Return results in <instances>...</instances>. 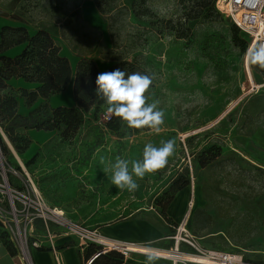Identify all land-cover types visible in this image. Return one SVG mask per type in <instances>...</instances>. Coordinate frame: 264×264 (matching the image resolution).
I'll use <instances>...</instances> for the list:
<instances>
[{"label":"rangeland","instance_id":"374dc122","mask_svg":"<svg viewBox=\"0 0 264 264\" xmlns=\"http://www.w3.org/2000/svg\"><path fill=\"white\" fill-rule=\"evenodd\" d=\"M83 1L12 0L10 10L30 33L46 32L73 71L82 60L96 67L134 60L154 76L149 102L159 101L165 124L159 134L148 129L120 137L106 128L110 115L104 105L85 114L67 138L53 131L50 139L36 143L35 130L24 132L35 146L30 159L17 154L0 129L10 153L4 157L0 144V184L6 181L32 200L38 195L43 206L92 232L147 212L159 214L188 181L184 191L192 194L193 207L186 229L200 249L264 264V69L245 61L246 35L214 7L201 8L200 0H92L101 28L82 16ZM235 37L247 43L245 51ZM4 93L19 96L15 89ZM61 94L70 105L61 107L75 106L70 90ZM167 139H175L176 151L165 168L138 180L134 193L112 185L110 173L103 171L108 161L140 159L146 143L159 146ZM1 196L9 210L8 196ZM46 222L45 236L70 234L54 220ZM0 234L11 242L3 227ZM131 244L135 248L128 257L146 258L145 248L157 255L170 247ZM158 257L157 264H171Z\"/></svg>","mask_w":264,"mask_h":264},{"label":"trees","instance_id":"16d2710c","mask_svg":"<svg viewBox=\"0 0 264 264\" xmlns=\"http://www.w3.org/2000/svg\"><path fill=\"white\" fill-rule=\"evenodd\" d=\"M200 6L207 12H210L212 7L215 9L214 0H200ZM195 18L191 17L188 20ZM234 42L242 51L247 49V43L244 40L235 37ZM21 44H26V47L17 57L9 58L2 55L4 51ZM117 68L128 73L139 71L147 74L134 60L113 63L107 72ZM98 74L96 65L90 60H82L73 71L68 60L59 54V49L44 31L30 36L24 28L3 29L0 35V129L17 154H24L31 145V141L23 135L24 132L32 130L37 132L58 131L62 138H67L83 124L85 114L92 110L97 111L104 106L102 101L96 100L95 95V80ZM13 79H21L25 83L36 84L37 87L32 91H17L19 96L4 93L11 90L7 83ZM71 82L74 107L49 109L45 105H39L25 116L18 114L17 98H22L26 108L30 109L39 99L46 100L64 92ZM106 128L110 132L117 133L120 137L148 130L147 128L127 129L116 117L109 118ZM0 144L3 156H9L10 153L1 137ZM17 171L20 172L19 169ZM188 185V181H183L180 187L175 190L167 203L161 207L159 213L161 217L165 216V211L174 196ZM4 237V234H0L1 242L11 255H15L12 243L6 241ZM101 251L102 248H96L94 255L86 261L92 260L91 264H122L124 261V257L116 251L110 250L105 253H101Z\"/></svg>","mask_w":264,"mask_h":264},{"label":"crops","instance_id":"0c3cea01","mask_svg":"<svg viewBox=\"0 0 264 264\" xmlns=\"http://www.w3.org/2000/svg\"><path fill=\"white\" fill-rule=\"evenodd\" d=\"M11 3L12 0H0V35L1 31L5 28H24L28 31L26 26H23L13 17V13H11L10 10ZM80 11L82 16L87 19L91 26L100 28L102 27L98 20L96 4L92 0L83 1ZM36 33L37 32L30 33L28 31L30 36ZM25 47L26 44L14 46L4 51L2 55L9 58L17 57L21 54ZM62 57H65V55ZM110 66L111 64H103L101 67H97L98 73L107 72ZM7 85L16 91H32L37 87L36 84L25 83L21 79L10 80ZM68 90L72 92V82L69 83L65 91ZM62 98V94L60 93L51 96L46 100L39 99L30 109L26 108L25 102L22 98H17V112L20 115H25L30 110L36 108L38 104L40 105L42 102H47L52 108L70 106L69 104L63 103ZM51 136L52 132L43 131H34L33 135H31L36 143L45 142L50 139ZM34 148V144L30 146V148L24 153V157L30 159L32 153L34 152ZM189 199V193L185 192L183 189L178 192L169 203L164 217H161L155 212H147L143 218L125 219L111 224H103L94 230H96L99 235H103L106 239L125 243L127 245H133L131 243H134L139 245H152L155 248H162L168 244L171 245L170 241L166 239L172 235H170L168 231L169 225H175L182 221ZM45 229L48 231L47 222H44L40 219L32 222L28 240L30 250L28 252L29 256L27 255L26 262L18 257L12 242L11 243L13 245L15 255H11L6 246L0 240V264H84L87 259L94 255L96 248H101V246L96 244L94 241V243H88L86 246L81 248L75 242H73L71 237H68V233L47 237L44 235ZM74 240L78 242L77 239ZM34 241L42 242V247L40 249H33L30 244ZM49 242H52L55 254L49 249ZM55 256H58V262L55 260ZM145 259L146 258H144L142 255H131L130 257L124 258L122 264H145Z\"/></svg>","mask_w":264,"mask_h":264},{"label":"clouds","instance_id":"9594fccd","mask_svg":"<svg viewBox=\"0 0 264 264\" xmlns=\"http://www.w3.org/2000/svg\"><path fill=\"white\" fill-rule=\"evenodd\" d=\"M244 58L249 65L264 69V43L250 46ZM153 80V75L139 71L128 73L117 68L101 72L95 80L96 100L102 101L110 117L119 118L127 129L147 128L159 134L165 124V112L158 107V100L149 102ZM175 151V139L161 140L159 146L149 142L144 145L142 158L129 160L117 156L115 162H107L103 171L110 173V181L118 190L134 193L140 187L138 180L165 168ZM101 163H105L103 158ZM145 255V264H157L159 257L154 252Z\"/></svg>","mask_w":264,"mask_h":264},{"label":"built area","instance_id":"2783aa9c","mask_svg":"<svg viewBox=\"0 0 264 264\" xmlns=\"http://www.w3.org/2000/svg\"><path fill=\"white\" fill-rule=\"evenodd\" d=\"M214 6L220 14L225 15L231 20L232 24L234 25V27H236V29L246 35L249 41L248 48L258 43H264V0H214ZM28 182L30 183L29 179ZM3 185L8 191H10V188L6 181L3 182ZM28 188H30V190L33 192L31 186H28ZM0 194L3 195L5 193ZM1 195L0 226L8 232L9 238L14 244L18 257L21 260L25 261L20 247L21 242L24 241V245L28 253L29 231L32 222L37 219L46 222L49 217L45 216L40 211L34 209L29 205H26L24 203H18L16 201H11L9 197V210H7V208L4 206L5 203L4 201H2ZM22 195H24L28 200H32L28 194ZM192 198L193 196L191 194L182 221L175 225H169V229H171L173 233L171 236L166 238L171 243L170 247L167 250L170 251V253H173V250H175L176 253L180 254L205 257L206 261L187 263L183 260H179L178 258L170 259L168 261H170L171 264H253L244 262L241 256L237 257L231 254L218 253L213 251H202L200 249L198 241L193 236H191L186 229L189 213L193 207ZM33 201L41 204L40 197L38 195L35 196V200ZM15 202L19 204V207L15 206ZM58 224L62 225L60 223ZM62 226L68 228L65 225ZM77 229L82 230L79 227H77ZM92 233L98 234L96 230L92 231ZM72 240L79 247L83 248L92 239L85 240L83 243H79L74 239ZM49 243V249L54 252V246L52 242ZM30 246L33 249H40L42 247V242L34 241L30 244ZM101 248V253L108 252V250L104 246H101ZM111 251H116L120 253L124 258H127L128 254H131H126L120 249H111ZM55 260L57 262L59 261L58 256H55ZM91 261L92 260L86 261L84 264H91Z\"/></svg>","mask_w":264,"mask_h":264},{"label":"bare ground","instance_id":"6f19581e","mask_svg":"<svg viewBox=\"0 0 264 264\" xmlns=\"http://www.w3.org/2000/svg\"><path fill=\"white\" fill-rule=\"evenodd\" d=\"M33 190L35 191V193H37L35 186L33 187ZM0 193H5L6 195H8V197L10 198L11 201H16L18 203H24L26 205H29V206L33 207L34 209L40 211L42 214L49 217L50 219H52V220H54V221H56L62 225L67 226L69 231H70L69 235H73V236L78 237L79 243H83L85 240L92 239V240H94L95 243L100 244L101 246H104L108 251H110L111 249H120L122 252H124L126 254L128 251L131 250V248H135V245H127L125 243L106 239L102 236H99L98 234H93L91 231H86L84 229H82V230L77 229V227L75 225H73L70 221H68L67 219L64 218V215L61 211L52 210V209L47 208V207H45V206H43V205H41V204H39L33 200H28L24 195H22L20 192H17L15 190L10 189V191H8L3 184H0ZM94 236L95 237L97 236V238L93 239ZM20 247H21L23 256L25 258V262H26L27 261L26 258H27L28 253H27L26 247L24 245V241L21 242ZM144 250L145 251H154V250L148 249V248H145ZM173 251H174L173 253H170V251H157L158 252L157 255L164 257L167 260L178 258L179 260H183L184 262H187V263H196V262L206 261L205 257L190 256L188 254L186 255V254L176 253L175 250H173Z\"/></svg>","mask_w":264,"mask_h":264}]
</instances>
